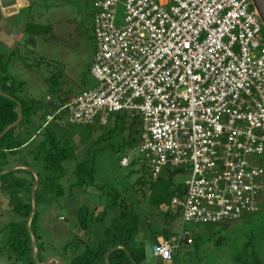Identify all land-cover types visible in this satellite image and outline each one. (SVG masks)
Masks as SVG:
<instances>
[{
    "label": "built area",
    "instance_id": "2783aa9c",
    "mask_svg": "<svg viewBox=\"0 0 264 264\" xmlns=\"http://www.w3.org/2000/svg\"><path fill=\"white\" fill-rule=\"evenodd\" d=\"M262 27L251 0H93L97 84L45 116L43 126L107 125L123 112L139 121L137 149L153 178L165 168L190 172L171 199L179 231L151 247L165 262L192 244L187 223L236 219L260 206Z\"/></svg>",
    "mask_w": 264,
    "mask_h": 264
},
{
    "label": "rangeland",
    "instance_id": "374dc122",
    "mask_svg": "<svg viewBox=\"0 0 264 264\" xmlns=\"http://www.w3.org/2000/svg\"><path fill=\"white\" fill-rule=\"evenodd\" d=\"M92 4L93 0H30L16 21L29 23L40 33L25 30L13 46L0 40L8 72L23 83L18 94L34 103L28 124L31 130L21 131L20 138L25 140L35 132V125L42 120V106L47 101L70 99L97 84L90 72L95 46L91 35ZM122 114L114 112L107 125L70 124L64 117L60 123L53 121L51 126L58 134L59 143L67 144L70 156L63 162L59 186H50V191L42 193L36 205L35 233L45 246L42 262L50 256H60L68 240L83 239L94 244L122 207L137 216L136 240L143 243L146 256L142 264L172 263L154 256L151 247L154 234L164 228L170 238L176 235L181 225L180 213L172 205L157 206L150 202L153 178L138 153L139 125L130 127L129 122L120 119ZM39 138L38 135L30 140L18 158L27 160L40 176L55 175L45 169L43 161L33 157ZM123 156L128 158L127 165L120 164ZM259 160L264 170V152ZM81 161H86L93 170L94 182L71 186L78 180L76 165ZM18 174L27 175L24 171ZM159 175L174 186L186 183L190 172L170 168ZM80 207L82 215L88 217L86 233L80 231ZM167 210L171 214L168 222ZM23 218L0 199L1 264H29L9 259L3 247L8 234L4 228ZM186 227L191 228L196 245L181 243L177 264H264V189L261 204L254 212L215 223H187Z\"/></svg>",
    "mask_w": 264,
    "mask_h": 264
},
{
    "label": "trees",
    "instance_id": "16d2710c",
    "mask_svg": "<svg viewBox=\"0 0 264 264\" xmlns=\"http://www.w3.org/2000/svg\"><path fill=\"white\" fill-rule=\"evenodd\" d=\"M30 26L31 24L29 23L26 25V31H31L35 34L40 33V31L37 32L34 27L33 29ZM41 27L42 26L39 28ZM262 32L264 34L263 27ZM22 87L23 83L13 78V76L8 72L7 61L4 60L3 54L0 51V91L11 95L15 99L13 100L0 94V132L16 120L18 114L17 101L20 102L23 112L20 122L9 129L0 138V171L6 170L10 166L17 164L29 166V162L27 160H20L18 158L21 154V150L23 149V144L25 143V140L20 138L19 135L21 131L30 132L31 130L28 124L34 112V103L32 100L22 98L18 94V91L21 90ZM66 100V98H61L56 102L53 100L47 101V104L42 106L41 122L35 125V132L30 133V136L34 135L31 140H35L38 135L40 136L39 141H37L33 157L43 161L45 169L55 172V175H45L44 177L37 173L38 183L35 189L36 205L40 196L45 194L44 192L46 191V193H48L50 186H59V180L63 171V162L70 156V153L67 151V144L59 143L58 134H56V131L51 126L53 121L43 126L47 112L55 106L62 104ZM118 118L119 117L116 119ZM120 119L125 121V123L129 122L128 125H130V127L139 125V121L136 118H132L125 113L120 116ZM54 122L56 123V121ZM116 122L117 121H115V123ZM86 163V161H81L76 165L78 180L77 182L71 184V186H76L78 184H93V170L89 168L90 166H87ZM165 169L169 170L170 168ZM176 169L179 171L181 170L179 168ZM20 171H24L27 175H19L18 173ZM33 183L34 175L31 171L25 168H16L7 173L0 174V191L8 195L9 204L16 212L20 213L24 217L22 221L10 224L8 227L4 228L8 229V234L3 243V247L6 250L9 259H12L15 262L21 261L29 264H37L34 261L31 248V233L26 225L27 218L31 210V189ZM183 190L184 184L179 183L172 186L169 181L165 180L160 175H157L153 178L150 192V202L157 206L161 204L171 205L172 197L180 195ZM81 209L82 208L80 207L78 212V215L80 216V231L82 229V232L86 233L88 229V217L82 215L80 212ZM166 213V221L168 222L171 214L169 210H167ZM136 217L135 213L131 214V210L121 207L118 214L111 219V222L107 226L104 227L101 236L94 244L83 239L82 241L80 239L68 240L64 243L62 254H60L64 263L142 264L146 256L143 243L136 240V234L138 231ZM97 219L100 220L102 218L97 217ZM36 222L37 210L35 209L31 218L30 228L35 235L36 255L38 262L40 263L45 258V254H42L45 251V246L44 242L40 239V236L38 237L35 233ZM159 236L170 238V233L167 228L158 231L154 234V242ZM194 244L196 245L195 236H193V242L189 246ZM117 245H122L123 247L117 248L108 253L110 249ZM185 245L186 244H184V246ZM106 253H108L107 256ZM170 262L176 264L178 263V251L173 255ZM54 264L58 263L54 262Z\"/></svg>",
    "mask_w": 264,
    "mask_h": 264
},
{
    "label": "water",
    "instance_id": "95a60500",
    "mask_svg": "<svg viewBox=\"0 0 264 264\" xmlns=\"http://www.w3.org/2000/svg\"><path fill=\"white\" fill-rule=\"evenodd\" d=\"M15 0H0L1 4H8L9 2H14ZM252 2V5L253 7L256 9L258 15H259V18L261 20V23H262V26L264 28V0H251ZM0 94L4 95V96H7L13 100L14 97H12L11 95L3 92V91H0ZM17 101V100H16ZM18 103V114H17V118L16 120L11 123L10 125H8L7 127H5L1 132H0V138L4 135V133H6L9 129H11L13 126H15L16 124H18L20 122V120L22 119V116H23V112H22V106L20 104L19 101H17ZM16 168H25V169H28L29 171L32 172V174L34 175V183H33V186H32V189H31V210L29 212V215H28V218H27V228L28 230L30 231L31 233V248H32V253H33V258H34V261L37 263V264H40L38 262V258H37V255H36V244H35V235L34 233L31 231V228H30V222H31V218L35 212V209H36V200H35V189H36V186H37V183H38V174L37 172H35L30 166L28 165H23V164H17V165H14V166H11L10 168H7L6 170H3V171H0V174H4V173H7L11 170H14ZM122 248L123 246L122 245H117L115 246L114 248L110 249L108 251L111 252L117 248ZM106 253V256L107 254ZM129 257L131 258V256L129 255ZM51 261H56L58 264H65L64 261H63V258L58 256V255H53V256H50L48 257L44 262H42V264H49Z\"/></svg>",
    "mask_w": 264,
    "mask_h": 264
},
{
    "label": "crops",
    "instance_id": "0c3cea01",
    "mask_svg": "<svg viewBox=\"0 0 264 264\" xmlns=\"http://www.w3.org/2000/svg\"><path fill=\"white\" fill-rule=\"evenodd\" d=\"M30 0H15L14 2H9L6 4H1L0 2V40L13 46L19 38L23 37L25 34L26 23L21 21L17 23L16 17L21 12L27 8ZM34 137V135L25 139L23 147L27 146L28 142ZM0 199H2L6 204H9V197L7 194L0 191Z\"/></svg>",
    "mask_w": 264,
    "mask_h": 264
}]
</instances>
